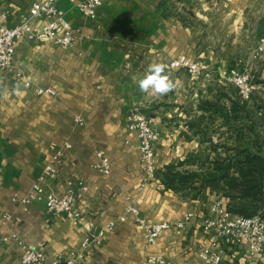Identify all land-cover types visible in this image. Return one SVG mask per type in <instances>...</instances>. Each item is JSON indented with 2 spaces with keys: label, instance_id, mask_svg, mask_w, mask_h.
<instances>
[{
  "label": "crops",
  "instance_id": "1",
  "mask_svg": "<svg viewBox=\"0 0 264 264\" xmlns=\"http://www.w3.org/2000/svg\"><path fill=\"white\" fill-rule=\"evenodd\" d=\"M33 1L0 0V23L17 24ZM257 1L103 0L93 18L76 2L59 0L78 30L74 46L24 37L12 67L0 69V235L15 228L29 242H44L51 256L80 249L90 233L101 235L102 242L90 244L78 264H155L151 254L164 255L170 264H212L198 256L213 235L203 221L217 199L228 205L229 198L210 187L197 197L167 188L161 171L194 154L264 153V54L254 63L250 98H242L226 77L234 67L245 68L264 35V0ZM182 55L199 61L202 73L170 65ZM156 62L166 65L176 84L164 96L142 93L137 84ZM39 86L59 94H40ZM136 107L160 131L157 175L144 189L140 140L129 127ZM78 114L84 125L76 123ZM65 140L72 147L52 183L58 194L69 181L76 189L87 187L78 202L80 224L49 213L44 201L26 206L13 199L28 192L53 146ZM99 149L111 158L110 174L93 166ZM129 203L150 222L194 215L185 228L172 226L148 246L143 227L126 214ZM5 212L13 214V223L4 224ZM243 250L242 244L228 245L221 264H264V253L248 260ZM21 254L16 241L3 242L0 264H24Z\"/></svg>",
  "mask_w": 264,
  "mask_h": 264
},
{
  "label": "built area",
  "instance_id": "2",
  "mask_svg": "<svg viewBox=\"0 0 264 264\" xmlns=\"http://www.w3.org/2000/svg\"><path fill=\"white\" fill-rule=\"evenodd\" d=\"M79 9L89 17H96L98 8L103 0H72ZM35 20L40 24L35 23ZM78 30L66 16V11L59 5V0H35L29 9L23 12L21 20L7 26L0 23V69L12 67L17 41L21 38L30 40H51L63 47H72L78 39ZM264 54V35L253 51L252 58L245 68L234 67L227 74V79L237 88L242 98H250L256 85L254 81V61ZM172 67H187L194 74H201L202 67L199 61H194L186 55L171 61ZM22 76H19L20 79ZM27 86H31L30 80H25ZM40 94L57 96L59 90L52 86H39ZM75 121L84 125L85 118L78 114ZM129 127L135 130L140 140V158L143 171L141 189H144L157 175L156 143L160 139V131L154 124V118L140 108H134L129 114ZM72 147L70 140L63 144L53 146L51 159L43 171L34 180L31 188L25 194H15L13 199L24 205H29L35 200L44 201L47 211L51 214H65L75 224L82 223V211L78 207L79 199L87 189L82 186L76 189L72 181L64 194H58L53 186V181L58 177L62 164L65 161L66 150ZM98 160L93 164L104 174H110L112 170L111 158L104 149L97 151ZM213 214L204 218L205 230L213 233L211 240L198 252V256L212 264H221L228 245L233 243L244 246L243 255L251 260L256 255L264 253V218L259 214L243 215L229 209L222 199H217L212 205ZM132 213L135 221L144 229L145 239L148 246L156 244L160 234L172 226L185 228L194 212H188L176 222L169 220L150 222L136 204L129 203L126 214ZM125 216H122L124 219ZM4 224L13 223L14 216L10 212L3 214ZM114 221L109 226L114 225ZM16 241L22 250L21 259L24 264H78L86 254L88 246L92 243L100 244L103 240L101 235L88 234L81 248L71 251L68 255L61 252L50 255L44 242H29L15 229H9L0 235V247L3 242ZM149 262L155 264H170L162 254H151Z\"/></svg>",
  "mask_w": 264,
  "mask_h": 264
},
{
  "label": "trees",
  "instance_id": "3",
  "mask_svg": "<svg viewBox=\"0 0 264 264\" xmlns=\"http://www.w3.org/2000/svg\"><path fill=\"white\" fill-rule=\"evenodd\" d=\"M239 107V102L235 103ZM188 162L197 167L179 169ZM163 183L194 197L205 193L208 187L221 190L229 198L228 207L235 213L264 218V153L236 152L212 158L210 154H194L161 171Z\"/></svg>",
  "mask_w": 264,
  "mask_h": 264
},
{
  "label": "clouds",
  "instance_id": "4",
  "mask_svg": "<svg viewBox=\"0 0 264 264\" xmlns=\"http://www.w3.org/2000/svg\"><path fill=\"white\" fill-rule=\"evenodd\" d=\"M137 84L142 93L150 96L167 95L176 87L175 82L168 74L166 65L161 62L150 64Z\"/></svg>",
  "mask_w": 264,
  "mask_h": 264
},
{
  "label": "water",
  "instance_id": "5",
  "mask_svg": "<svg viewBox=\"0 0 264 264\" xmlns=\"http://www.w3.org/2000/svg\"><path fill=\"white\" fill-rule=\"evenodd\" d=\"M259 2H260V0H258V1L256 2V5H258V4H259Z\"/></svg>",
  "mask_w": 264,
  "mask_h": 264
},
{
  "label": "rangeland",
  "instance_id": "6",
  "mask_svg": "<svg viewBox=\"0 0 264 264\" xmlns=\"http://www.w3.org/2000/svg\"><path fill=\"white\" fill-rule=\"evenodd\" d=\"M253 63H255V61Z\"/></svg>",
  "mask_w": 264,
  "mask_h": 264
}]
</instances>
